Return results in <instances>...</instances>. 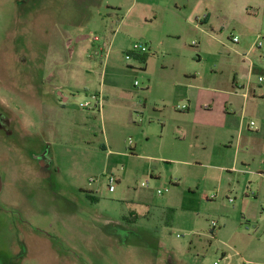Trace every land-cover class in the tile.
<instances>
[{"label":"rangeland","instance_id":"rangeland-1","mask_svg":"<svg viewBox=\"0 0 264 264\" xmlns=\"http://www.w3.org/2000/svg\"><path fill=\"white\" fill-rule=\"evenodd\" d=\"M174 1L0 0V264H264V152L218 128L242 16Z\"/></svg>","mask_w":264,"mask_h":264},{"label":"crops","instance_id":"crops-1","mask_svg":"<svg viewBox=\"0 0 264 264\" xmlns=\"http://www.w3.org/2000/svg\"><path fill=\"white\" fill-rule=\"evenodd\" d=\"M185 1L186 0H175L174 2L177 7L184 4L185 8H192V6ZM233 1V8L236 7L237 9H239L240 13L238 14V16H242L243 19L240 26L244 27L238 26V29L242 28L239 30V33L234 32L227 38H230L229 43L234 50V54L239 58H242V67L240 66V76L243 80H240V77H237L238 72H235L233 77L230 78V90L232 91H225V93L223 94L221 92V94L225 95L226 104H229L234 109L238 108V110L240 111L239 113H235V111H226V113H228L226 121L222 123V125H220V127L218 128L223 130L225 135L230 137V139L228 140L229 144L237 142L240 147L243 143L247 145L256 144L259 148L258 152H264V81H259L260 77L264 78V0ZM199 6L197 7V5H195L193 7V17L198 14V11L204 9L205 11L203 15L201 17H196V21L200 24H210V22H212L211 13L209 12L207 5L201 3ZM221 14L223 17L226 15L224 13ZM259 17L261 18V20H259ZM231 20L232 19H227L228 22H230ZM256 25H260V27H256ZM218 31L222 34L223 27ZM255 34L257 36L256 40L252 41L251 38L254 37ZM233 37H238L239 42L234 43L232 41ZM259 41L262 43L260 47L257 46V43ZM255 75H257L258 77V82H253L252 80V77ZM216 90L217 89H211L208 92L219 93ZM235 99H241V105H238ZM189 103L191 113H197L194 99H191ZM213 104H215L214 100ZM210 108L211 107L209 106L204 107V109L206 110H211ZM237 114L240 116L238 119L236 118V116H238ZM231 119H236L237 124H235L234 122L232 124ZM247 119H250L249 123H247ZM254 119L258 121V125H256V123L254 122ZM251 122L254 123V127L252 128L250 127ZM232 133L235 134V137H233L232 135L230 136V134ZM229 146L230 147L227 148V152H230L232 149L231 145ZM247 149L249 152H251L253 150V147H247ZM234 154L236 157L231 169L235 170L236 172L242 173L244 171L239 169L237 166H239L240 164L241 166L246 167L252 159L247 162V158H250L247 157L248 153H245L244 158L241 159L240 148H236ZM226 157H228V155L224 158ZM224 164H226V160L224 161ZM217 168H219L223 172L229 169L226 165L217 166Z\"/></svg>","mask_w":264,"mask_h":264},{"label":"built area","instance_id":"built-area-1","mask_svg":"<svg viewBox=\"0 0 264 264\" xmlns=\"http://www.w3.org/2000/svg\"><path fill=\"white\" fill-rule=\"evenodd\" d=\"M232 41L234 42V43H238L239 42V38L238 37H233L232 38ZM262 45V43L259 41L258 43H257V46H261ZM143 53V54H145V53H147L148 52V50H147V48L145 47V46H143V45H135L134 46V48H133V53ZM259 81L260 82H263L264 81V78H259ZM250 127L252 128V127H254V123L253 122H251L250 123ZM117 181H118V179L114 176V175H112V176H109L108 177V187H109V191L111 192V193H113L114 191H115V184L117 183ZM144 186V185H143ZM166 192L168 191V190H165ZM165 191L164 190H158V194L159 195H164V193H165ZM217 226V224L216 223H212V227L213 228H215Z\"/></svg>","mask_w":264,"mask_h":264},{"label":"flooded vegetation","instance_id":"flooded-vegetation-1","mask_svg":"<svg viewBox=\"0 0 264 264\" xmlns=\"http://www.w3.org/2000/svg\"><path fill=\"white\" fill-rule=\"evenodd\" d=\"M12 114L0 106V129L6 128L11 124Z\"/></svg>","mask_w":264,"mask_h":264},{"label":"trees","instance_id":"trees-1","mask_svg":"<svg viewBox=\"0 0 264 264\" xmlns=\"http://www.w3.org/2000/svg\"><path fill=\"white\" fill-rule=\"evenodd\" d=\"M172 214H173V210L168 209V210H167V216H168L170 219H171ZM23 255H24V252L21 251V253L18 254L17 256H13V257L11 258L10 263H8V264H17V263H19V260H20L21 258H23Z\"/></svg>","mask_w":264,"mask_h":264}]
</instances>
